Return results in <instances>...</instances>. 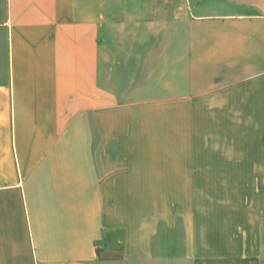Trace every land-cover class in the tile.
<instances>
[{
    "label": "crops",
    "instance_id": "1",
    "mask_svg": "<svg viewBox=\"0 0 264 264\" xmlns=\"http://www.w3.org/2000/svg\"><path fill=\"white\" fill-rule=\"evenodd\" d=\"M179 103L218 162L264 164V0H0V264L182 263L146 167L177 164ZM248 184L233 255L202 264H264Z\"/></svg>",
    "mask_w": 264,
    "mask_h": 264
},
{
    "label": "rangeland",
    "instance_id": "2",
    "mask_svg": "<svg viewBox=\"0 0 264 264\" xmlns=\"http://www.w3.org/2000/svg\"><path fill=\"white\" fill-rule=\"evenodd\" d=\"M177 112V164L167 161L170 164H146V167L147 172L155 173L156 192L161 193L162 225L174 227L166 233L171 254L182 261L180 264H202L210 257L233 255L237 229L247 222L251 204L240 196L250 192V175H264V164L250 168V164L218 162L217 138L189 137V104L179 103ZM162 141L165 147V139ZM192 141L206 152L208 160L204 164H189ZM185 236L189 238L187 259Z\"/></svg>",
    "mask_w": 264,
    "mask_h": 264
}]
</instances>
